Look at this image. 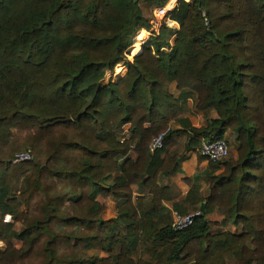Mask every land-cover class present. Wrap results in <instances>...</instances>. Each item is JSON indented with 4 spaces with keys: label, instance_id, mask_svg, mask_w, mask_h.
<instances>
[{
    "label": "trees",
    "instance_id": "obj_1",
    "mask_svg": "<svg viewBox=\"0 0 264 264\" xmlns=\"http://www.w3.org/2000/svg\"><path fill=\"white\" fill-rule=\"evenodd\" d=\"M141 1L0 0V264H175L192 254L198 264H264V0H180L167 16L180 26L174 44L164 24L127 75L103 85L125 70L130 36L151 29ZM144 1L154 10L168 2ZM174 83L183 98L197 94L206 126L164 123L181 112ZM167 129L165 148L152 153ZM228 131L236 158L200 155L210 196L187 179L189 193L175 201L164 183L185 158L172 151L174 137L190 134L195 149L230 141ZM25 150L33 160L14 165ZM100 196L118 201L117 219L102 220ZM165 203L202 213L175 231ZM214 209L244 233L213 235Z\"/></svg>",
    "mask_w": 264,
    "mask_h": 264
},
{
    "label": "rangeland",
    "instance_id": "obj_2",
    "mask_svg": "<svg viewBox=\"0 0 264 264\" xmlns=\"http://www.w3.org/2000/svg\"><path fill=\"white\" fill-rule=\"evenodd\" d=\"M187 1V0H185ZM142 9L144 10V12L146 13L148 11V6L146 4V1L142 0L140 3ZM149 22L151 25V29L150 30H145V32H143V29L137 31L135 34L131 35L129 38V42H128V48L126 51V58L125 61L122 63L123 65L125 64V70L121 73V75H116L113 74L114 72L108 73L107 77L105 78V80L102 82L103 85H108L110 83H117L121 78L125 77L128 73L129 70V64L134 62L135 57L140 54L143 51V48L147 45V43L151 40L152 37H157L160 34L161 28L164 24H167L168 27H170V29H172V31L167 35V43L173 45L174 41L176 39V33L179 29L180 26L177 27L176 25H174L172 23L171 20L166 19L162 22V24H159V27H157L156 30H153V22H155V18H154V12L150 13V18ZM137 45V47H136ZM164 50L167 52L169 51L168 47L165 46ZM121 69V68H120ZM120 69L118 70V72L120 71ZM115 71V70H114ZM171 92L174 94L175 98L177 100L181 101V108L178 109L180 112V114H174V113H170L167 114L166 118L164 119V123H166L168 125V128L174 130V129H178L180 128L181 124L179 123V120L182 119H189L191 121V123L197 127V128H202L204 126H206L207 121L205 119V115L206 112L205 111H201L198 108V101H197V94L194 95V97L191 98H183V94L185 92H183L182 90H180L178 88L177 83H174L171 87ZM187 93L189 91H186ZM211 118H217V114L215 110H211L208 112ZM129 129H130V125L126 126L124 129V134L121 136L123 138V140L129 139L131 137V135L129 134ZM227 137L230 140V145H231V154L228 157V159H226V161H228L229 159H231L232 157H237V153L238 152L236 150L237 148V144L235 143V139L236 136L234 134H231L230 131H228L227 133ZM193 136H191L190 134H186V133H182L179 135H176L174 137V143L171 146V149L174 153H178L180 155H184V160H187V158L192 157L199 160L201 158L200 156V144L198 146H196L195 149H190L191 146V142H192ZM26 152V150L24 151ZM205 162V161H204ZM200 164V163H199ZM182 166V163H181ZM220 172V171H219ZM196 178L198 179V177L196 176ZM189 181L193 182L191 179H188ZM186 183V181H185ZM187 184V183H186ZM197 185V184H196ZM198 186V185H197ZM199 188V186H198ZM200 189V188H199ZM135 190V187H134ZM211 194L210 192V185L208 182V186L207 189L204 190V196L205 197H209ZM98 201L101 203L102 206L105 207V211L104 213L101 215V218L103 221H111V220H115L118 217V201H116L115 198H113L112 196L109 197H104V196H100L98 197ZM166 211H169L168 208H166ZM198 211V210H195ZM194 211H191L190 213H192ZM171 218V223L174 220V214L172 212V215H170ZM225 217L219 212L218 209H214L212 211V213L210 215H208V220L212 223V233L213 235H218V234H222V233H232L234 235H242L244 233L243 227L242 226H236L235 224H232L231 222L227 223V224H222L224 222ZM6 222L8 223H12V218L10 216H7L6 218ZM16 230H18L19 232L23 231V227L21 226V224L16 225ZM13 244L15 245L16 248H21L22 247V243L20 241H13ZM251 246V245H250ZM252 247V246H251ZM6 249V245L2 242H0V251H4ZM97 252V254L101 257H107V254L105 252L99 251V250H91L90 253H94ZM121 249L120 247L116 246L115 247V253L116 254H120ZM197 254L201 255L200 252H197ZM151 255L148 254H140L138 253L137 255H135L134 257L136 259H140L143 260L144 262H150L151 261ZM196 257L198 258V256L196 255ZM194 256V254L190 256H185V259L183 262L181 263H175V264H198L197 263V259ZM222 264H238V262L233 259L231 256H226L223 260Z\"/></svg>",
    "mask_w": 264,
    "mask_h": 264
},
{
    "label": "built area",
    "instance_id": "obj_3",
    "mask_svg": "<svg viewBox=\"0 0 264 264\" xmlns=\"http://www.w3.org/2000/svg\"><path fill=\"white\" fill-rule=\"evenodd\" d=\"M180 0H168L167 4L164 7L157 8L154 11L155 22H153V30H156L159 27V24L167 19V16L170 12L174 10L177 3ZM160 24V25H161ZM170 129H167L165 132L157 136L150 145V151L155 153L165 148L166 146V137ZM231 154V145L230 141L227 139L208 141L205 140L202 143L200 148V155L207 159V161L212 163H222L226 160ZM33 160V155L31 151L18 153L13 159L12 163L18 165L21 163L30 162ZM201 211H195L187 215H181L174 213L173 228L175 231H184L192 227L197 218L201 216Z\"/></svg>",
    "mask_w": 264,
    "mask_h": 264
},
{
    "label": "crops",
    "instance_id": "obj_4",
    "mask_svg": "<svg viewBox=\"0 0 264 264\" xmlns=\"http://www.w3.org/2000/svg\"><path fill=\"white\" fill-rule=\"evenodd\" d=\"M155 10L153 7L148 6V11L145 13V17L150 18V13L154 12ZM172 23L177 27H179L177 23L175 22ZM143 32H145V30H143ZM236 153L238 156V152ZM196 158L197 157L195 158L189 157L187 158V160H184L181 166V173H178L177 175L173 176L171 179L166 180L164 182L165 185L176 188L175 201L177 202L185 198L190 191V186L185 183L187 179H191L193 183L197 184L203 195H204V190L207 189L208 181L205 177V171L207 170L209 163L205 161L202 164H199V160H197ZM196 176L198 177V179L196 178ZM165 205L169 211H172V203H165ZM172 212L173 214L176 213L175 211Z\"/></svg>",
    "mask_w": 264,
    "mask_h": 264
},
{
    "label": "water",
    "instance_id": "obj_5",
    "mask_svg": "<svg viewBox=\"0 0 264 264\" xmlns=\"http://www.w3.org/2000/svg\"><path fill=\"white\" fill-rule=\"evenodd\" d=\"M136 2H137V0H136ZM201 209H202L203 211H205V204H202V205H201Z\"/></svg>",
    "mask_w": 264,
    "mask_h": 264
}]
</instances>
